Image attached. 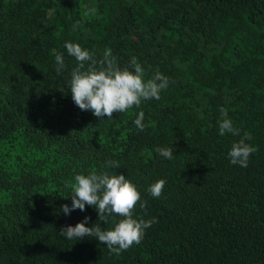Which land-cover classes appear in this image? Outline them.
<instances>
[{
  "label": "trees",
  "instance_id": "16d2710c",
  "mask_svg": "<svg viewBox=\"0 0 264 264\" xmlns=\"http://www.w3.org/2000/svg\"><path fill=\"white\" fill-rule=\"evenodd\" d=\"M65 42L97 59L111 49L121 67L136 57L146 79L159 71L169 86L98 118L72 99ZM221 107L252 136L247 167L230 162L240 136L219 134ZM90 172L131 179L146 201L134 216L157 221L119 255L59 234L85 216L99 223L89 205L62 211L67 185ZM0 264H264V0H0Z\"/></svg>",
  "mask_w": 264,
  "mask_h": 264
},
{
  "label": "clouds",
  "instance_id": "9594fccd",
  "mask_svg": "<svg viewBox=\"0 0 264 264\" xmlns=\"http://www.w3.org/2000/svg\"><path fill=\"white\" fill-rule=\"evenodd\" d=\"M95 9H89L85 14H94ZM78 26L73 25V30ZM67 54L76 60V66L70 72L67 81L71 91L72 99L81 110L92 111L98 118L107 117L111 119L113 113L127 112L132 107L139 108L142 101L160 99V93L167 89L170 80L161 72H155L150 78H145V69L132 57L129 64L121 67L111 49H105L102 58L97 59L95 54L82 47L79 43L65 42ZM57 67L55 69L59 76L65 69V60L61 53L55 55ZM63 91V89H61ZM221 119L219 121V134L231 133L240 136V139L231 146L228 156L234 165L247 167L249 157L257 151V148L247 141L252 139L249 132L240 135L241 130L233 126L228 117L227 109H219ZM144 112L141 110L134 120L135 126L144 130ZM156 153L166 159L173 158V148L157 147ZM109 166L119 168L116 161H109ZM166 181L159 179L152 183L147 191L154 198H159L163 192ZM67 187L71 188L72 204L62 206V211L67 215L72 210H85V205L94 207L98 212L99 223L86 226L90 219L85 216L75 226L67 225L60 229V235L68 240H79L84 237H94L101 244H105L110 252L119 255L134 244H139L143 239L145 230L153 223L155 218L145 220L134 216L137 203L144 208L145 202H141V193L131 179L124 174L109 172H90L87 175L77 174L74 183ZM112 216L120 219L114 222L111 228H102L100 221L104 224L109 222Z\"/></svg>",
  "mask_w": 264,
  "mask_h": 264
}]
</instances>
